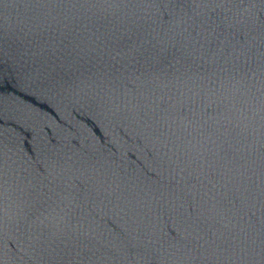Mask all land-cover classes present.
<instances>
[{"label": "water", "instance_id": "water-1", "mask_svg": "<svg viewBox=\"0 0 264 264\" xmlns=\"http://www.w3.org/2000/svg\"><path fill=\"white\" fill-rule=\"evenodd\" d=\"M0 264H252L134 0H0Z\"/></svg>", "mask_w": 264, "mask_h": 264}]
</instances>
